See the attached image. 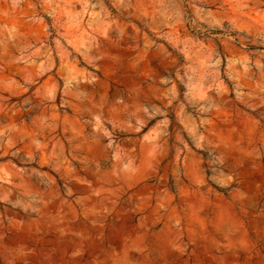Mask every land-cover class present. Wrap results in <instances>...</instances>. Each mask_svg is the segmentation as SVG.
<instances>
[{
    "label": "clouds",
    "instance_id": "1",
    "mask_svg": "<svg viewBox=\"0 0 264 264\" xmlns=\"http://www.w3.org/2000/svg\"><path fill=\"white\" fill-rule=\"evenodd\" d=\"M5 4L0 264H264V0Z\"/></svg>",
    "mask_w": 264,
    "mask_h": 264
},
{
    "label": "rangeland",
    "instance_id": "2",
    "mask_svg": "<svg viewBox=\"0 0 264 264\" xmlns=\"http://www.w3.org/2000/svg\"><path fill=\"white\" fill-rule=\"evenodd\" d=\"M54 11L55 9H49L47 13L33 14L26 4H22L19 8H14L10 4L3 5L0 7V41L7 43L8 47L12 49L13 44L17 40L27 43L33 42L35 39H43L45 25L50 24L51 15ZM40 15L43 16V22L38 19ZM2 46L0 44V47ZM260 211L264 214V209ZM195 219L197 222L203 224L206 217L195 216ZM246 222L249 227L255 226L257 232H264V220L257 221L246 218ZM193 233V239L196 240L195 247L197 252V255L193 257V264H203L205 258H207V264H225L224 256H228L230 264H233L231 252H227L223 248L219 253L216 252L213 237L209 236L205 238L203 234L196 232L195 228H193ZM240 239L247 240L248 236L242 233ZM219 240L227 243V241H224L223 236H220ZM211 254H215L216 258L213 259Z\"/></svg>",
    "mask_w": 264,
    "mask_h": 264
}]
</instances>
